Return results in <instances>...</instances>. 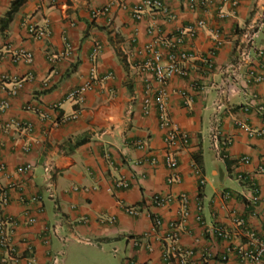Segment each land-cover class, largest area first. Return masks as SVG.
I'll return each mask as SVG.
<instances>
[{
    "label": "crops",
    "instance_id": "1",
    "mask_svg": "<svg viewBox=\"0 0 264 264\" xmlns=\"http://www.w3.org/2000/svg\"><path fill=\"white\" fill-rule=\"evenodd\" d=\"M142 1L25 0L0 31V102L9 100L0 107V184L9 189L4 214L17 220L14 239L32 244L33 264H60L68 257L81 263L86 256L96 264V256L107 255L117 264H165L161 251L168 240L163 227L150 234L148 214L163 223L182 221L178 197L185 193L188 215L179 244L194 250L195 264H254L240 253L250 248L246 229L264 239V133L257 134L262 125L256 110L264 102V80L254 78L264 76V0L236 6L211 0L195 8L188 0H162L168 15L145 9L137 20L132 9ZM10 2L0 0V18ZM199 20L204 25L186 33ZM252 22L257 34L246 46L243 34ZM30 24L47 36H30ZM181 30L190 57L182 63L185 74L171 77L164 92L171 120L190 140L186 147H168L156 107L148 115L142 111L148 89L154 94L162 86L143 65L153 39L166 64L164 43ZM244 48L249 58L238 64ZM19 49L32 52L31 63L16 60ZM90 81L82 101L68 98L71 89ZM214 127L223 140L220 154L213 147ZM169 151L178 160L175 183L167 180ZM27 164L30 170L17 171ZM118 179L127 185L114 186ZM155 194L172 200L157 206ZM131 206L143 211L125 213ZM25 213L36 221L28 223ZM219 227L233 232L218 237ZM17 254V264H28L22 243Z\"/></svg>",
    "mask_w": 264,
    "mask_h": 264
},
{
    "label": "built area",
    "instance_id": "2",
    "mask_svg": "<svg viewBox=\"0 0 264 264\" xmlns=\"http://www.w3.org/2000/svg\"><path fill=\"white\" fill-rule=\"evenodd\" d=\"M211 0H188L189 7L195 8L197 3L200 5L208 6ZM230 1L232 6H236L239 3V0H225ZM156 8L161 10L164 14H169V8L164 5L162 0H143L141 3L135 5L133 7V16L137 20H141L142 12L145 9H152ZM108 9L105 7L98 12H104ZM222 17V16H221ZM204 25L203 20H199L196 25L188 27L186 33L189 35H193L196 33L198 28ZM257 24L251 23L245 33L243 34V41L245 42L246 46L251 44L257 34ZM27 32L30 36L34 37L35 39H43L47 36V31L43 28L34 26L32 24L28 25ZM184 34L185 31L181 30L176 32L165 41L164 46L168 53V60L166 64L162 63V53L155 49L157 39H153L148 43L146 46L147 50L151 51V56L144 63L143 68L151 69L154 74L157 82L162 85L160 88L156 90L154 94L149 93L151 89H148L143 101H142V111L144 114L148 115L151 113L153 107H156L158 111V123L159 127L164 131V142L168 147L173 146H181L186 147L189 144L190 135L184 130H181L170 118L169 111L165 102V92H164V84L169 81V79L175 75L183 76L185 74L184 69L182 68V63L187 61L190 57L189 53L184 47ZM216 47L221 45V40L219 36H216ZM1 55V52H0ZM17 55V56H16ZM16 60L21 59L26 63H31L33 60V54L31 51L19 49L16 52ZM249 53L247 48H244L240 56L238 58V64L243 63L244 61L248 60ZM111 75L108 73L104 76V78H108ZM255 81H263L264 76H255ZM94 83L92 81L80 85L71 89L68 93V98L74 101H82L83 93L91 89ZM17 93V89H12L9 91V96L12 97ZM9 106V100L4 99L0 102L1 108H6ZM247 109V108H246ZM257 112L259 113L260 120H261V128L257 130V134L262 135L264 133V102L257 105ZM220 131L218 127H214L211 133V138L213 142V147L217 153H221V145L222 141H220ZM253 134V133H252ZM226 144L229 143V140H224ZM136 146L138 148H143L144 143L142 141H136ZM165 165L168 172L167 180L169 183H175L179 181V175L177 173L178 168V160L174 152L169 151L165 155ZM242 162L247 163L248 157H243L241 159ZM3 168V163L0 160V169ZM31 165L27 164L17 168L19 173H25L26 171L30 170ZM51 165L45 166V171L50 172ZM192 170L195 174L198 182L200 185L204 184L205 178L202 176L200 168L198 167L197 162L194 160L192 163ZM238 179H242V175H237ZM127 185L124 179H118L114 186L117 187H125ZM112 188H108L107 190L110 191ZM73 190H78V187L74 186ZM33 200L37 199L38 197H33ZM172 200V197L169 195H162V194H155L152 197L153 204L157 206L167 205ZM179 205H180V217L182 221L188 215V197L185 193H182L178 197ZM9 202V189L0 184V251L2 255L0 256V263L2 264H17L21 259V256L17 254V245L18 243H22L25 245L29 255L25 258L28 264H33L35 262L33 256V247L32 244L25 238L21 239L20 241H16L14 239V230L17 225V220L11 216L4 214V208ZM143 211V208L140 207H125V213L137 216ZM149 218L151 219V230L150 234H155L158 228L163 227L164 237L168 240V243L163 246L161 251V258L163 263L165 264H195L194 258V250L192 248H182L179 244V238L181 234V220H170L167 223H163L161 218L156 214H148ZM27 219L28 223H33L36 219L30 216L28 213H25L24 216ZM233 232L232 229H225V228H217L215 233L218 237L228 238ZM246 235L249 240L250 248L245 251H241V256L243 259H247L254 264H264V239L257 235L252 230L246 229Z\"/></svg>",
    "mask_w": 264,
    "mask_h": 264
},
{
    "label": "trees",
    "instance_id": "3",
    "mask_svg": "<svg viewBox=\"0 0 264 264\" xmlns=\"http://www.w3.org/2000/svg\"><path fill=\"white\" fill-rule=\"evenodd\" d=\"M25 0H11L8 10L0 18V31L2 32L11 22L13 16L17 13Z\"/></svg>",
    "mask_w": 264,
    "mask_h": 264
},
{
    "label": "rangeland",
    "instance_id": "4",
    "mask_svg": "<svg viewBox=\"0 0 264 264\" xmlns=\"http://www.w3.org/2000/svg\"><path fill=\"white\" fill-rule=\"evenodd\" d=\"M109 257L110 256L107 255V256H105V259H104L102 256H98V257L96 256V264H117L115 259H114V261L108 262ZM60 264H92V263L90 262V257L86 256V257H84V262L81 261V263H78L76 261L72 262L71 258L68 257L67 259H64V263L61 262Z\"/></svg>",
    "mask_w": 264,
    "mask_h": 264
}]
</instances>
